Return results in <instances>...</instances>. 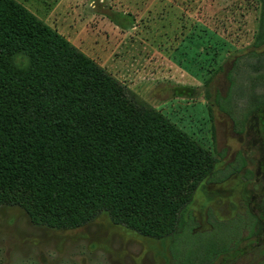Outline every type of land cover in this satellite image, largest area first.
Returning a JSON list of instances; mask_svg holds the SVG:
<instances>
[{"label": "trees", "instance_id": "obj_1", "mask_svg": "<svg viewBox=\"0 0 264 264\" xmlns=\"http://www.w3.org/2000/svg\"><path fill=\"white\" fill-rule=\"evenodd\" d=\"M260 3L255 49L264 47ZM132 21L129 14L113 17L124 29ZM248 60L255 66L249 89L257 93L240 101L241 112L235 109L238 59L228 95L214 101L238 133L264 106V52L252 51ZM209 114L212 119L211 107ZM216 162L18 2L0 0V207L20 206L34 223L57 229L106 214L143 235L172 236L174 264H214L219 258L225 264L239 255L233 249L242 240L240 222L209 212L211 229L196 232L190 205L204 181L223 183L247 160L239 153L214 171Z\"/></svg>", "mask_w": 264, "mask_h": 264}, {"label": "rangeland", "instance_id": "obj_2", "mask_svg": "<svg viewBox=\"0 0 264 264\" xmlns=\"http://www.w3.org/2000/svg\"><path fill=\"white\" fill-rule=\"evenodd\" d=\"M15 1L197 141L217 160L214 171L244 156L240 173L219 184L204 181L190 208L196 232L211 229V216L240 222L242 240L233 249L239 255L225 264H264V106L238 133L214 103L228 95L238 59L235 109L241 112L240 101L257 93L249 89L255 66L248 54L264 52L253 47L260 0ZM116 14L131 15L132 25L117 26ZM184 91L191 96H182ZM247 170L253 175L247 177ZM171 241L138 233L106 214L57 229L34 223L20 206L0 207V264H174Z\"/></svg>", "mask_w": 264, "mask_h": 264}]
</instances>
